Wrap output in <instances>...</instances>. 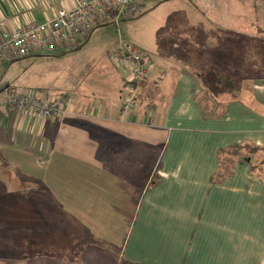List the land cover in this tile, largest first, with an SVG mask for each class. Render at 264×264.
<instances>
[{
  "label": "crops",
  "instance_id": "crops-1",
  "mask_svg": "<svg viewBox=\"0 0 264 264\" xmlns=\"http://www.w3.org/2000/svg\"><path fill=\"white\" fill-rule=\"evenodd\" d=\"M216 1L226 9L185 30L180 55H145L151 77L134 111H123L130 69L107 61L96 79L71 74L73 86L56 93L28 85L67 99L57 117L0 102V196L15 204L9 218L0 208V264H264L262 152L250 153L264 150V73L235 97H215L210 113L200 101L264 42V0ZM72 7L0 0V21L42 24ZM40 55L2 63L0 78ZM235 148L227 170L223 156ZM14 196H23L22 210ZM18 211L19 222L11 220Z\"/></svg>",
  "mask_w": 264,
  "mask_h": 264
},
{
  "label": "rangeland",
  "instance_id": "rangeland-1",
  "mask_svg": "<svg viewBox=\"0 0 264 264\" xmlns=\"http://www.w3.org/2000/svg\"><path fill=\"white\" fill-rule=\"evenodd\" d=\"M218 3L216 0H147L139 13L128 19H122L119 26L109 24L97 28L98 33L92 38L86 49L85 46L81 49L74 48L66 54H61L59 52L61 50H58L54 53L42 54L41 57L15 63L14 68L5 70L1 74L0 90L10 87V89L4 91L19 92L27 89L28 85L29 88L34 89L37 88V85H40L39 87H43L42 90L45 91L43 93H47L48 90L51 93H56L58 89H69L74 84L72 82L65 83L69 75L74 74L83 79L86 77L96 79L97 75H101L100 69L107 62L110 63L108 61L109 53L127 47L135 48L140 53L149 56L154 55L157 50L167 52V56H172L171 53L180 55L184 41L179 36H182L185 30L193 28L198 23L199 17L205 14L210 23L215 22L217 17L215 12L220 8L226 9L225 6ZM236 6L234 9L237 8L239 9L237 11H241L240 5L238 6L236 3ZM174 46H178V48H173ZM82 50L83 53H81ZM148 50L151 52H148ZM242 57L245 58L244 61L242 59L237 60L234 68L231 69V79L226 78L224 73H220L219 80L224 85L220 84L217 87L212 85L210 88H206L207 91H203L200 101L205 112L210 113L217 108L220 102L215 97H219L221 93L228 92L223 98L235 97V89L246 87L253 76H257L260 72L264 73V42L253 43L247 57L246 54L239 56V58ZM255 68L260 69L255 71ZM41 72L45 74H41ZM210 72L211 70L207 69V73ZM33 74L38 76L37 79H34L36 82L32 78L31 82L28 79ZM33 83H35V86H33ZM210 90L212 92H209ZM7 98L8 94L0 93L1 104ZM260 163L263 165L258 171L264 176V153L261 154L258 164ZM0 193L2 192L0 191ZM15 198L18 199L17 196H14V201ZM25 198L27 201V196ZM18 203L22 210L21 204H25L23 196H20ZM18 203L16 202L17 205ZM13 205L15 204H13L11 195L0 196V208L3 207L8 210L6 214L8 218ZM15 215L16 217L11 218V220L19 222V211ZM32 222H34V219ZM12 254L11 252L7 255L12 256ZM2 255L4 254L0 252V256Z\"/></svg>",
  "mask_w": 264,
  "mask_h": 264
},
{
  "label": "built area",
  "instance_id": "built-area-1",
  "mask_svg": "<svg viewBox=\"0 0 264 264\" xmlns=\"http://www.w3.org/2000/svg\"><path fill=\"white\" fill-rule=\"evenodd\" d=\"M147 0H73V7L58 11L45 23L29 21L24 25L9 27L0 21V65L58 50L74 49L88 40L93 30L113 24L119 26L140 12ZM111 64L130 69L125 86L123 111H134L141 100V87L151 77V63L137 49L127 47L111 51ZM5 101L11 110L37 114L43 118L63 114L68 104L60 96L40 95L37 91H7Z\"/></svg>",
  "mask_w": 264,
  "mask_h": 264
},
{
  "label": "trees",
  "instance_id": "trees-1",
  "mask_svg": "<svg viewBox=\"0 0 264 264\" xmlns=\"http://www.w3.org/2000/svg\"><path fill=\"white\" fill-rule=\"evenodd\" d=\"M81 47V46H80ZM78 47V48H80ZM25 59V58H24ZM19 60H23V59H19ZM16 60V61H19ZM11 62H15V61H11ZM240 150H237L236 148L231 151V152H227L224 156H223V160H222V165L224 166V168H226L227 170L230 169V165L232 163V160H230V156H232V158L237 155L239 153ZM258 152H262V154L264 153V150H258V149H252L250 153H258ZM263 164H257V166L255 167L256 171L259 170V168H261ZM259 172V171H258Z\"/></svg>",
  "mask_w": 264,
  "mask_h": 264
}]
</instances>
